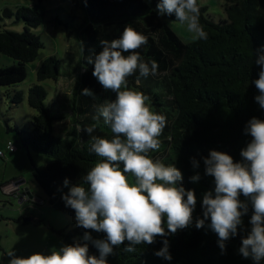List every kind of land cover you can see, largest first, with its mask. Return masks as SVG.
<instances>
[{
    "label": "trees",
    "instance_id": "1",
    "mask_svg": "<svg viewBox=\"0 0 264 264\" xmlns=\"http://www.w3.org/2000/svg\"><path fill=\"white\" fill-rule=\"evenodd\" d=\"M39 3L41 0H38ZM159 0H81L86 19L80 26L78 40L80 58L76 69L70 74L61 72V61L56 57L45 58L37 70V82L27 91L28 106L36 111L29 125L16 128L21 147L29 152L45 155L48 161L35 165L31 160V177L47 198L49 206L75 219V211L65 205L62 196L72 186L85 188L83 177L100 158L89 152L90 135L84 128L96 125L93 136L111 139L113 134L98 116V107L106 99H115V93L106 91L92 75L94 65L87 60L102 51V40L119 38L125 26H130L147 38V44L137 51L145 62L155 60L158 70L155 75L143 77L137 71L127 77V89L142 92L148 97L147 106L166 119L165 127L158 138V151L149 152L153 159L166 165H175L182 173V185L193 190L196 207L193 222L173 235L157 236L151 245L141 244L134 252H125V245L114 248L108 264H253L239 253L244 229H250L252 207L242 216L243 224L238 234L225 242L221 254L218 236L210 228V219L205 227H195L196 218H203L204 193L215 188L214 177L205 174L202 157L210 150L229 154L234 162L242 161L241 149L250 142L244 132L247 122L256 117L264 120V108L256 102L259 95L253 83L258 79L260 66L255 63L264 48V0H223L226 19L214 22L207 8L199 6V22L207 33V39H195L185 44L172 31L166 20L176 21L175 15H158ZM39 3L33 6L3 8L0 22L14 19L23 25L22 32L0 26V57L15 61L12 66L0 68V88H6L4 97L11 105L21 104L24 95L14 89L26 78V65L33 62L43 47L39 36L31 32L41 26L44 14ZM129 53H124L128 55ZM74 78L77 90L70 101L69 112L53 114L45 107L47 92L39 84L45 80L57 81L60 77ZM94 95L83 96V89ZM123 90V89H122ZM67 115V116H66ZM69 116L70 129L66 136L54 135V125ZM199 161L194 169L191 158ZM31 159V158H30ZM199 173L198 182L190 177ZM65 178L69 183L64 185ZM131 180L132 177L129 176ZM1 187V185H0ZM240 200L245 201L243 194ZM186 199V197H185ZM165 231L166 218H165ZM88 231L93 239H105L106 234L74 227L60 232L66 245L84 243L82 237ZM169 241L172 259L165 260L154 253ZM89 243V255L98 256V250ZM264 264V260L261 261Z\"/></svg>",
    "mask_w": 264,
    "mask_h": 264
},
{
    "label": "clouds",
    "instance_id": "2",
    "mask_svg": "<svg viewBox=\"0 0 264 264\" xmlns=\"http://www.w3.org/2000/svg\"><path fill=\"white\" fill-rule=\"evenodd\" d=\"M156 10L160 16L174 14L175 20L186 25L194 38L207 39L199 22L197 0H159ZM147 42L144 35L125 26L119 38L110 42L102 40V51L87 60L94 65L92 75L100 85L115 93V99H106L94 117L103 118L113 136L107 139L91 135L96 125L83 129L91 137L89 152L100 159L83 177L88 187L72 186L62 199L75 211L77 227L105 233L106 238L93 239L85 231L84 243L63 245L58 250L53 247L48 254L35 252L18 257L9 251L8 264H108L106 258L126 241L124 251L134 252L138 245L153 244L157 236L174 235L177 230L192 225L197 202L194 191L183 187L182 173L175 165H166L149 156V152L159 150L158 138L166 119L147 106L146 95L126 86L127 77L137 71L147 77L158 70L155 60L145 62L137 51ZM255 63L260 66L258 79L253 81L259 92L255 100L264 108V48ZM81 95L94 93L85 88ZM244 132L251 140L241 149L242 161L234 162L229 154L216 150L202 157L205 174L214 177L215 188L214 192L204 193L203 218H196L195 227H205V221L210 219L207 227L217 234L218 246L224 254L225 242L238 234V226L243 224L241 218L248 213L250 203L253 210L250 229H240L247 234L241 237L239 253L253 264H261L264 260V120L251 118ZM191 163L194 169L200 166L194 157ZM189 179L198 182L199 173ZM68 183L65 178L64 185ZM241 194L245 201L240 200ZM88 242L98 250V256L89 255ZM154 254L172 259L168 239L163 240V247Z\"/></svg>",
    "mask_w": 264,
    "mask_h": 264
},
{
    "label": "rangeland",
    "instance_id": "3",
    "mask_svg": "<svg viewBox=\"0 0 264 264\" xmlns=\"http://www.w3.org/2000/svg\"><path fill=\"white\" fill-rule=\"evenodd\" d=\"M146 2V0H144ZM200 6L207 8V14L214 22L226 19L223 0H197ZM38 0H0V14L3 8L13 10L20 6H33ZM148 5L150 3L146 2ZM39 11L44 14L40 27L31 29L39 36L42 48L36 59L26 65V78L14 87L24 95L18 105H11L4 97L6 88H0V264H8L13 251L18 257H27L35 252L48 254L66 245L60 232L77 226L76 220L62 212L52 209L47 198L31 177V160L35 165L48 161L45 155L35 154L21 147L16 128L29 125L36 111L27 103L28 88L37 82V70L45 58L56 57L61 61V72H73L80 58L78 32L86 19L81 0H41ZM14 19H5L0 26L7 30L22 32L23 25L13 23ZM172 31L185 43L197 38L187 31V26L179 21L166 20ZM15 61L7 56L0 57V68L12 66ZM46 92L45 107L51 113L69 112L70 101L78 84L71 77H60L57 81L40 82ZM67 116V115H66ZM70 129L69 116L54 125V135L66 136ZM10 142L15 150L8 152L6 144ZM19 182V191L25 192L27 200L21 201L16 195L13 184ZM38 201L41 202L39 205ZM32 218V220H28ZM27 220V221H26Z\"/></svg>",
    "mask_w": 264,
    "mask_h": 264
},
{
    "label": "built area",
    "instance_id": "4",
    "mask_svg": "<svg viewBox=\"0 0 264 264\" xmlns=\"http://www.w3.org/2000/svg\"><path fill=\"white\" fill-rule=\"evenodd\" d=\"M6 150L8 151V152H12V151H14L15 150V147L13 146V144L12 143H10V142H8L7 144H6ZM0 156H4L3 155V153L2 152H0ZM19 182H16V183H14L12 186H13V188H14V190H16V195L17 196H21V201H24L23 199H25V200H27L28 201V199H27V194L25 193V192H20L19 191V188H18V186H19V184H18ZM38 203H39V205H41V202L40 201H38Z\"/></svg>",
    "mask_w": 264,
    "mask_h": 264
},
{
    "label": "water",
    "instance_id": "5",
    "mask_svg": "<svg viewBox=\"0 0 264 264\" xmlns=\"http://www.w3.org/2000/svg\"><path fill=\"white\" fill-rule=\"evenodd\" d=\"M19 184V183H18ZM28 197H30L28 194H27ZM28 220H32V218L28 219ZM27 221V220H26Z\"/></svg>",
    "mask_w": 264,
    "mask_h": 264
}]
</instances>
